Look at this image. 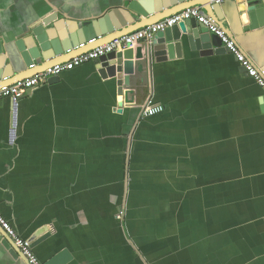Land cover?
<instances>
[{"label": "crops", "instance_id": "crops-1", "mask_svg": "<svg viewBox=\"0 0 264 264\" xmlns=\"http://www.w3.org/2000/svg\"><path fill=\"white\" fill-rule=\"evenodd\" d=\"M129 1L0 0V41L52 8L83 20ZM257 1L212 20L264 74ZM204 52L133 74L132 102L95 62L0 98V214L26 240L47 228L42 264H264V94L231 53ZM148 104L164 110L142 117ZM3 233L0 264H25Z\"/></svg>", "mask_w": 264, "mask_h": 264}, {"label": "water", "instance_id": "water-1", "mask_svg": "<svg viewBox=\"0 0 264 264\" xmlns=\"http://www.w3.org/2000/svg\"><path fill=\"white\" fill-rule=\"evenodd\" d=\"M221 5L212 0H130L127 4L109 8L97 17L83 20L71 18L52 8V12L28 25L7 47L4 48L0 41V89L193 6H200L206 16L224 28ZM247 18L251 30L264 26V0L248 7ZM186 45L190 50L204 53H230L216 35L195 19H190L157 33L149 44L142 42L136 48L112 52L94 62L102 78L116 77L122 102H132L135 96L133 74L146 71L153 62L180 58ZM32 65L34 67L31 68ZM26 69L30 72L26 73ZM241 70L245 72L242 67ZM56 78L51 76L48 82ZM47 231L43 227L28 239L32 248L42 237L48 236ZM3 234L2 243L10 254L28 264L10 238ZM67 259V252L64 251L45 264H62Z\"/></svg>", "mask_w": 264, "mask_h": 264}, {"label": "built area", "instance_id": "built-area-1", "mask_svg": "<svg viewBox=\"0 0 264 264\" xmlns=\"http://www.w3.org/2000/svg\"><path fill=\"white\" fill-rule=\"evenodd\" d=\"M227 1L231 0H212V2L216 4ZM190 19H195L197 23H200L210 33L216 35L220 39L224 47L235 57L240 67L245 69L248 76L255 80L264 94V74L257 70L253 63L244 55L236 43L228 37L222 28L218 27L211 18L202 13L200 6H193L177 14L161 19L155 24L113 39L111 42L74 57L65 63L54 65L33 77L26 78L8 87H3L0 89V98H9L12 102H16L22 96L27 94V92H30L41 84L47 82L48 78L51 76H58L63 72L71 71L83 64L94 62L112 52H122L126 49L134 48L135 46L141 45L142 42L149 44L157 33L164 32L165 30ZM32 67H34V65H32L31 68ZM163 110L164 108L161 105L148 104L142 106L141 115L142 117H152L162 113ZM0 229L10 238L28 264H42L34 254L28 240L22 238L12 225L1 216V214Z\"/></svg>", "mask_w": 264, "mask_h": 264}]
</instances>
